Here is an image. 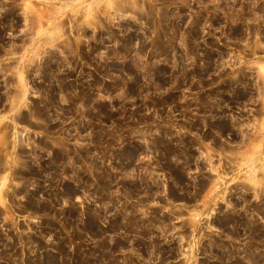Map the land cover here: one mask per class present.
I'll list each match as a JSON object with an SVG mask.
<instances>
[{
	"label": "rangeland",
	"instance_id": "1",
	"mask_svg": "<svg viewBox=\"0 0 264 264\" xmlns=\"http://www.w3.org/2000/svg\"><path fill=\"white\" fill-rule=\"evenodd\" d=\"M0 99V264H264L214 224L264 201V0H0Z\"/></svg>",
	"mask_w": 264,
	"mask_h": 264
},
{
	"label": "flooded vegetation",
	"instance_id": "2",
	"mask_svg": "<svg viewBox=\"0 0 264 264\" xmlns=\"http://www.w3.org/2000/svg\"><path fill=\"white\" fill-rule=\"evenodd\" d=\"M4 103L0 99V113L4 112L3 110ZM26 114H22L19 116V122L22 124H26L28 126V131L31 133L35 132V120L34 118H26ZM214 116V115H213ZM211 115H206L204 116L205 118L208 119V126L205 127V129H198L196 128V131L198 130V135L199 142L203 141L210 143L213 148H221L223 147L221 145L222 142H225L221 135L222 134H228V133H233V127L229 124L230 121L226 119L225 117L227 116H214L215 119L212 120L210 119L213 117ZM25 119V120H24ZM11 130H0L1 133L4 132H10ZM40 131V130H39ZM41 131L45 132H52V130H47V129H41ZM234 139V138H233ZM232 141V139H230ZM8 144V141H7ZM7 144L5 147H7ZM7 161V159H6ZM32 162L30 161V164ZM33 164V163H32ZM7 166L8 163H7ZM6 169L5 166L0 167V174ZM22 175V174H21ZM28 179L32 180L33 179V174L32 172L28 174ZM212 179L210 177H205L204 180H202L196 189L194 191H191L189 195H187L184 199L186 201H190L192 203L196 202L198 198L204 194L206 189L210 187V184L212 183ZM238 194V195H237ZM172 197H177L175 194ZM179 198V197H177ZM232 199H229L228 201L230 202V205L232 206L233 210H230L227 215L224 216H219L217 218L216 222H214L215 227L220 228L222 230H234V234H239L242 235L244 232L243 231H248L246 233L251 239L254 237V233L251 231L257 230L259 228L258 224V212H262L264 210V201L254 204L252 203V199H250V194L246 195L243 193H233V196L231 197ZM180 199V198H179ZM231 208V207H230ZM261 228H264L262 226ZM239 231V232H238ZM231 234V233H230ZM251 236H250V235Z\"/></svg>",
	"mask_w": 264,
	"mask_h": 264
},
{
	"label": "bare ground",
	"instance_id": "3",
	"mask_svg": "<svg viewBox=\"0 0 264 264\" xmlns=\"http://www.w3.org/2000/svg\"><path fill=\"white\" fill-rule=\"evenodd\" d=\"M19 80L22 82L23 81V77L20 76L19 77ZM26 118H34V119H39L40 121H45L46 120V115L44 114V112H42L41 114L37 115V117H35V114L33 111H30L28 114H26ZM25 120V119H24ZM7 144V140H3V139H0V167H8L7 166V157H8V154L6 152V149L4 148ZM255 149H258L255 148ZM29 150V149H28ZM33 149L30 150L29 153H24L23 151L21 152V148H18V151H17V155L22 157L20 159H17V166L18 168L16 170H13L12 171V177L14 179H19L20 182H25V181H29L30 179L27 180L28 178V174H30L32 172L33 173V166H34V163H33ZM28 157L31 159H28ZM30 161L33 163L30 164ZM171 171L174 173V175L176 177L179 176V171L177 168H171ZM22 174V175H21ZM33 176V175H32ZM33 180V179H32ZM254 184L257 185L259 184L258 182L254 181ZM22 190V189H21ZM175 193H172L171 195L174 196Z\"/></svg>",
	"mask_w": 264,
	"mask_h": 264
}]
</instances>
